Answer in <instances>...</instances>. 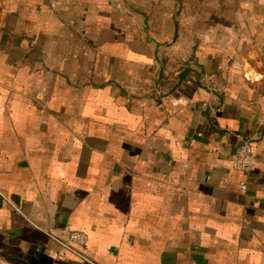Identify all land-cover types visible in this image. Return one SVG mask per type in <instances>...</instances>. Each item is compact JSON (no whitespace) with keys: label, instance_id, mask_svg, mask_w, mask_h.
<instances>
[{"label":"crops","instance_id":"obj_1","mask_svg":"<svg viewBox=\"0 0 264 264\" xmlns=\"http://www.w3.org/2000/svg\"><path fill=\"white\" fill-rule=\"evenodd\" d=\"M202 7L0 0V264H264V0Z\"/></svg>","mask_w":264,"mask_h":264},{"label":"built area","instance_id":"obj_2","mask_svg":"<svg viewBox=\"0 0 264 264\" xmlns=\"http://www.w3.org/2000/svg\"><path fill=\"white\" fill-rule=\"evenodd\" d=\"M257 161V158L254 154V149L251 141L245 140L242 145L239 147L237 153L233 158V166L235 169L240 171H249L253 169ZM242 189L246 188V185L241 186ZM64 248L70 250L74 254L78 255L84 261L90 264H96L92 261L87 255L82 251L77 249V245H86L88 241V236L83 231H71L69 234L68 240H60L55 238Z\"/></svg>","mask_w":264,"mask_h":264},{"label":"rangeland","instance_id":"obj_3","mask_svg":"<svg viewBox=\"0 0 264 264\" xmlns=\"http://www.w3.org/2000/svg\"><path fill=\"white\" fill-rule=\"evenodd\" d=\"M181 2L182 7H188L189 11L193 13H202L203 7L202 2L204 0H179Z\"/></svg>","mask_w":264,"mask_h":264}]
</instances>
